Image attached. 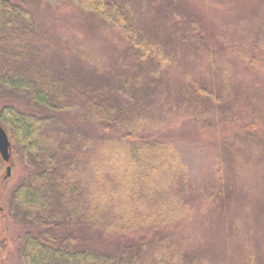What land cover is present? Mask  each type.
<instances>
[{
	"label": "trees",
	"instance_id": "obj_1",
	"mask_svg": "<svg viewBox=\"0 0 264 264\" xmlns=\"http://www.w3.org/2000/svg\"><path fill=\"white\" fill-rule=\"evenodd\" d=\"M73 1L118 30L121 53L112 69L85 52L88 73L78 75L66 52L80 54L83 47L65 41L61 26L58 33L65 39L57 45L63 36L45 28L26 0H0V88L30 106L10 103L0 109L10 141L30 167L12 194V207L29 228L20 251L29 264H203L200 239L193 237L186 245L185 233L172 236L183 227L194 228L190 166L175 144L152 134L150 117L155 110L177 117L185 110L206 132L234 122L233 100L244 103L235 97L232 77L245 74L248 83H255L262 53L231 47L234 55L214 68L202 59L210 57L215 65L218 56L207 45V28L194 10L171 12L179 14L176 24L183 30L162 39L142 18L149 10L144 0ZM181 38L186 41L182 47L177 45ZM249 96L252 123L237 140L243 157L264 149L256 131L264 115L250 85ZM69 113L79 122L66 119ZM180 117L162 120L172 125ZM90 123L101 132L85 126ZM6 163L0 154V183ZM212 167L221 186L235 180L238 167L224 153ZM235 228L241 233L239 223ZM83 229H93L96 237L84 240ZM104 233L120 238L117 249L99 246ZM153 240L159 242L155 249ZM243 255L241 264H260L252 247Z\"/></svg>",
	"mask_w": 264,
	"mask_h": 264
},
{
	"label": "rangeland",
	"instance_id": "obj_2",
	"mask_svg": "<svg viewBox=\"0 0 264 264\" xmlns=\"http://www.w3.org/2000/svg\"><path fill=\"white\" fill-rule=\"evenodd\" d=\"M26 1L35 18L37 17L52 34H61L58 30L62 27L66 39L61 34L63 37L56 39L57 45H62L65 39L84 48L80 54L66 52L67 59L78 75L87 76L88 73L84 66L85 52L96 57L100 65L112 69L118 52L121 53L118 44L121 36L117 29L107 26L97 15L73 0ZM156 1L158 0H144L149 10H144L142 18L151 21L148 30L162 39H166L171 31L178 37L183 27L176 24L179 14L171 12H175L178 7L180 11H188V14L190 10H194L196 13H193L198 16L202 28L204 25L207 28V45L218 56L215 65L210 57H202L207 59L208 66L215 68L220 66V62H228V56L234 55L231 47L245 53H262L263 65L260 74H256L255 83H248L251 80L245 74L236 73L232 77L236 82L235 97L240 96L241 102L244 103L239 105L233 100L232 109L238 114L234 122L222 125L217 131L206 132L185 114V110L181 111L178 117L179 113H160L155 110L150 118L152 134L155 132V137L175 144L183 154L190 166V188L192 193L195 192L191 201L195 212L194 228L184 231L183 227L176 230L172 236L185 233L187 236L183 239L186 245L192 242L193 237L200 239V251L205 257L203 264L244 263L243 250L249 246L260 254L257 259L260 264H264V149H256L251 155L243 157L240 155L242 149L239 148L242 145L237 141L239 134L252 123L253 109L248 103L249 85L254 87L257 108L260 107L259 113L264 115V0H161L157 4ZM185 42V39L181 38L177 45L182 47ZM222 52L225 55H222ZM189 54H186V57ZM242 82L248 85L243 87ZM10 103L22 109L30 107L28 102L14 96L9 89L0 88V109ZM179 117V121L172 125L163 121ZM65 118L73 123L79 122L74 114H66ZM0 124L10 133L8 125L2 124L1 120ZM85 126L94 133L101 132L100 127L94 123ZM256 131L261 132L258 133L259 138H264L263 122L257 125ZM228 143L232 145L224 148ZM19 150L12 138L9 148L11 157L6 161V166H11V174L0 183V264H29L20 251L24 233L29 228L12 207L13 189L30 171ZM223 153L238 167L235 169V180L226 181L228 187L224 184L221 186L223 181H215L212 172L214 160ZM203 190L207 191L201 193ZM215 193L219 194L216 201ZM240 218H243L241 222ZM237 223L241 226V233L235 228ZM93 232V229H83L80 236L89 241L96 237L92 235ZM119 239L113 234L104 233L99 246L104 249H117L115 243ZM130 240L133 241L132 238ZM158 245L157 240L150 243L152 249Z\"/></svg>",
	"mask_w": 264,
	"mask_h": 264
},
{
	"label": "water",
	"instance_id": "obj_3",
	"mask_svg": "<svg viewBox=\"0 0 264 264\" xmlns=\"http://www.w3.org/2000/svg\"><path fill=\"white\" fill-rule=\"evenodd\" d=\"M10 145L11 142L8 132L2 125H0V154L2 155V158L7 162L10 160L11 157L9 152ZM10 174H11V166H8L6 177L9 176Z\"/></svg>",
	"mask_w": 264,
	"mask_h": 264
}]
</instances>
